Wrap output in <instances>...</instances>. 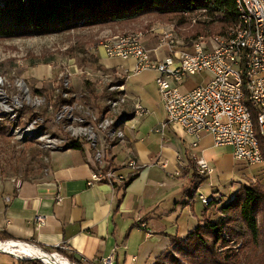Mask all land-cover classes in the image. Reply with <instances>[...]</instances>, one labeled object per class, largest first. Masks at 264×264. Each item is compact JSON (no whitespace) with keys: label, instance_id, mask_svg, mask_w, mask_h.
<instances>
[{"label":"crops","instance_id":"1","mask_svg":"<svg viewBox=\"0 0 264 264\" xmlns=\"http://www.w3.org/2000/svg\"><path fill=\"white\" fill-rule=\"evenodd\" d=\"M98 49L99 64L106 72L120 77V72L135 65L132 60L112 65L116 59ZM159 52L154 59L167 55ZM150 73L156 84L157 74ZM142 74L128 79L125 88L121 83L111 89L122 95L115 99H125L121 115L116 116L125 118L118 130L122 138L98 147L125 181L91 183L92 172L102 166L96 164V150L89 144L51 152L44 175L21 181L17 189L10 183L0 189V242L62 251L82 264H101L110 256L114 264H151L172 248L171 237L185 239L198 226L220 218L214 209L220 205H204L201 194L197 196L201 187L209 188L217 202L222 188L234 191L227 204L247 184L245 178H253L252 168L240 164L232 147L216 146L211 135L197 140L182 127L167 124L161 98L154 100L139 81L130 84ZM48 76L44 69L35 77ZM135 99L147 115L133 116ZM194 157L206 160L214 172L199 176ZM131 161L137 162V171L129 166Z\"/></svg>","mask_w":264,"mask_h":264},{"label":"rangeland","instance_id":"2","mask_svg":"<svg viewBox=\"0 0 264 264\" xmlns=\"http://www.w3.org/2000/svg\"><path fill=\"white\" fill-rule=\"evenodd\" d=\"M202 15V13H196L185 16L184 19L146 16L134 22L76 29L49 36L0 41V123L7 122L11 127L9 136L0 138V186L6 187L12 181L21 182L44 175L47 159L51 153V150H47L49 149L48 141L75 140L72 137L73 127L93 126V117H99L105 110L109 112L107 101L119 99H115L120 95L119 89L114 91L111 88L108 91L112 84L107 82H116L113 84L115 87L120 86L123 81L113 74L114 71L106 72L101 68L98 48L102 43L113 37L138 33L143 34V41L149 49L157 47L162 35L170 36L171 41L175 42L180 49L196 47L202 42V38L203 43L218 40L219 27L214 24L208 25L210 21ZM230 34L232 32L228 35ZM160 52L166 53L164 49ZM119 61L121 60H112V65ZM44 69L49 71V76L36 79L37 71L43 72ZM207 78L205 74L188 77L181 89L192 90L207 81ZM87 81L90 84H87ZM138 81L144 84L146 92L154 100H159L153 73L146 72L132 80L130 84L138 83ZM37 90H42L47 95H40ZM138 93L142 97L145 96L141 91ZM60 100L73 101V104L63 106L60 111H57L55 104ZM124 104L125 102H120L115 107V112L118 113ZM5 105L11 110L4 111ZM12 112L17 114L16 117L12 115ZM81 120L84 123H81ZM15 124L20 127L19 140L15 137ZM29 125H33L34 129L26 128ZM30 131H33L32 134L29 133ZM107 140L110 139L107 138ZM78 141L88 144V136L82 135ZM66 144L70 142H65L63 145ZM251 168L253 178L264 187V168ZM245 181L249 184L253 183L247 178ZM233 192H229L228 188H222L223 196L214 203L220 205L219 208L218 206L214 208L220 217L217 221L224 217L220 213V208L225 205ZM200 194L208 199L214 198V194L206 186L201 187L197 196ZM198 204L201 210L205 209L201 202ZM233 219H235L233 228L241 237L227 238V246L224 248L222 245L219 251L220 253L236 252L239 254L240 264H248L253 256L252 247L248 238L244 236L245 229L239 217L234 214ZM262 250H264V239L261 236L259 252ZM44 252H59L61 257L65 256L69 262L74 263L62 251ZM168 253L174 254V245L159 258L166 257ZM170 261L168 260L166 264H173ZM30 263L47 264L40 259L20 260L17 256L0 252V264ZM157 263V258L151 262V264Z\"/></svg>","mask_w":264,"mask_h":264},{"label":"built area","instance_id":"3","mask_svg":"<svg viewBox=\"0 0 264 264\" xmlns=\"http://www.w3.org/2000/svg\"><path fill=\"white\" fill-rule=\"evenodd\" d=\"M248 2L250 10L259 15V26L262 30V39L259 42H252V49L249 52L251 61H253L252 71L258 97V104L255 109H260L261 119L264 121V0H248ZM102 49L108 58L135 62L133 68L124 69L120 72V80L124 82V88L126 81L132 76H138L145 72L157 74L156 85L166 112L167 124L182 127L187 134L197 140L203 134H209L213 137L216 146L232 147L234 157L238 161L245 162L249 167L262 168L254 144L250 140L247 120L243 113V97L233 42L221 44L220 39H218L211 40V43H203L202 38L199 47L180 49L175 42L169 40V36L162 35L155 49H149L144 41L132 38H127V42L122 45L104 46ZM162 49L167 54L165 58L154 59L153 54ZM197 74L207 75V81L192 90H182L181 87L186 79ZM109 83L112 85L108 91L113 88L114 81L107 82V84ZM132 102L135 103L134 117L147 115V110L142 106L139 99ZM12 115L16 117L17 114L13 113ZM118 115L121 114L106 112L105 110L99 117H93V126L88 128L73 127L72 137L75 140H49V149L47 150H51V152L63 150V142L72 143L78 141L82 135H86L88 136V144L96 150V164L102 166V168L92 172L91 183L107 182L114 184L115 181H125L123 176H117L115 169L110 167L106 160L105 150L98 148L99 145L104 146L106 143L109 125L112 124V119H116ZM80 122L84 123L82 120ZM15 126V137L19 140L20 127L16 124ZM32 126L29 125L26 128L34 129ZM108 141L109 143L118 141L117 136L115 135V140ZM194 160L195 169L199 176H210L214 172L211 165L203 158L194 157ZM129 166L136 171L138 170L136 161H131ZM250 180L253 183L256 182L255 178H250ZM11 184L15 189L20 186V182L17 181H12ZM200 197L204 205L205 200H211L202 195ZM37 222L42 224L43 219L38 217ZM0 243L7 244L11 241ZM23 244L46 251L34 244ZM46 254L51 258L59 257L69 261L67 257H61L59 252ZM19 259L23 260L22 257ZM101 264H114V259L110 256L103 259Z\"/></svg>","mask_w":264,"mask_h":264},{"label":"trees","instance_id":"4","mask_svg":"<svg viewBox=\"0 0 264 264\" xmlns=\"http://www.w3.org/2000/svg\"><path fill=\"white\" fill-rule=\"evenodd\" d=\"M196 13H202L210 21L208 25L219 27V38L235 37L242 29L235 0H0V41L134 22L146 16L184 19ZM230 32L232 34L228 35ZM87 84L90 83L87 81ZM37 92L47 95L42 90ZM72 104L73 101L60 100L55 104V110ZM256 117L253 113L254 122ZM10 132L7 122L0 123V138L8 137ZM82 145L73 141L64 149H80ZM262 149L264 160L263 145ZM216 200L211 198L208 206L214 205ZM220 213L224 216L220 221L198 226L185 239L171 237L174 254L158 257L157 264H166L168 260L173 264H240L236 252L219 251L222 245L227 246V238L241 237L233 228L234 214L243 224L244 236L252 247L253 256L248 264H264V250L259 252L260 237L264 239V187L257 181L242 184L233 198L220 208ZM70 259L75 264H82Z\"/></svg>","mask_w":264,"mask_h":264},{"label":"bare ground","instance_id":"5","mask_svg":"<svg viewBox=\"0 0 264 264\" xmlns=\"http://www.w3.org/2000/svg\"><path fill=\"white\" fill-rule=\"evenodd\" d=\"M235 1L239 9L240 18L242 21V29L235 37L219 38V39L221 41V44H229V42H233L234 51L236 53V64H238L240 87L243 97L242 98L243 113L247 120V125L249 128V137L256 149L258 160H260V162L264 164L263 149H262V145L264 147V121H262L261 119L260 109H255V107L258 104V97H257L254 75L252 71L253 61H251L250 52H249L252 49V42H259V40L262 39V30L259 26V15L255 14L254 11L250 10L248 0H235ZM127 38L139 39L143 41V34L138 33L127 36L123 35V36L113 37L112 39L107 40L105 43H102L101 48H103L104 46L116 47L118 45H122L127 42ZM169 40H171L170 36H169ZM196 47H199V45ZM120 102L124 103L125 99L119 98L117 100L114 99L110 100L107 106L109 108V112H115V107L118 106ZM4 108L7 111L11 110L6 105L4 106ZM253 113H255V115L257 116L256 122H254L253 120ZM124 122H125V118L112 119V124L109 125V133H107V137L110 140L111 139L115 140V135L117 136V139L122 138V133L118 130L121 124H123ZM32 132L30 131L29 133L32 134ZM63 144H65V142H63ZM66 146L67 144L65 146L63 145V149ZM209 203L210 200H205V205H208ZM0 251L13 256L27 258V259H41L47 264H73L67 261L66 259H62L59 257L51 258L46 254V252L33 246L24 245L23 243H17V242L7 243V244L0 243Z\"/></svg>","mask_w":264,"mask_h":264}]
</instances>
